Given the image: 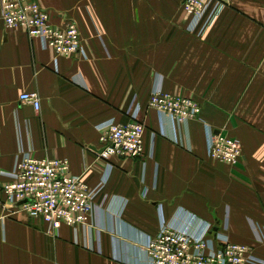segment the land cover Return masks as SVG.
<instances>
[{
  "label": "crops",
  "instance_id": "obj_1",
  "mask_svg": "<svg viewBox=\"0 0 264 264\" xmlns=\"http://www.w3.org/2000/svg\"><path fill=\"white\" fill-rule=\"evenodd\" d=\"M37 1L54 25L75 22L86 56L54 60L0 16V264H148L146 236L180 210L209 223L216 241L247 245L264 258V0H223L200 37L185 30L181 0ZM155 83L193 99L214 133L237 139L238 161L207 156L200 121L175 133L159 118L148 107ZM22 92L36 93L39 108L19 101ZM131 110L145 125L143 154L111 157L105 168L97 125L125 123ZM28 147L37 158L67 159L70 173L91 188L106 177L96 202L106 194L114 208L124 199L119 217L97 216L100 252L75 243L67 225L54 234L3 205L9 178L2 173Z\"/></svg>",
  "mask_w": 264,
  "mask_h": 264
},
{
  "label": "built area",
  "instance_id": "obj_2",
  "mask_svg": "<svg viewBox=\"0 0 264 264\" xmlns=\"http://www.w3.org/2000/svg\"><path fill=\"white\" fill-rule=\"evenodd\" d=\"M181 7L186 19L185 30L200 37L214 24L225 3L223 0H181ZM0 16L7 29L22 28L30 39L38 40L42 49L52 50L54 60L57 56H86L75 22L68 19L62 27L54 25L50 12L37 0H0ZM18 98L39 108V98L34 92H22ZM148 107L159 118L167 117L175 133L176 127L185 121L196 119L203 123L209 158L228 164L240 158L239 141L214 133L201 118L199 104L190 97L172 95L155 83ZM97 129L101 143L98 156L105 168L111 167L109 161L114 156H142L145 125L139 118V110L129 111V120L125 123L108 119L97 125ZM173 140L178 143L177 136ZM2 174L9 178L1 187L3 205L42 220L46 230L54 234L62 225L71 227L74 242L90 251L100 252L102 227L97 223L98 214L109 212L119 217L125 205L124 199L117 198L119 203L111 208L115 197L106 194L96 202L106 177L98 188H91L79 175L70 173L67 159L37 158L31 147L19 149L12 169ZM180 211L183 213L178 212L171 221L161 217L158 231L146 236L143 249L148 264H264V258L255 255L251 247L227 240L216 241L211 236L209 223L188 211Z\"/></svg>",
  "mask_w": 264,
  "mask_h": 264
}]
</instances>
